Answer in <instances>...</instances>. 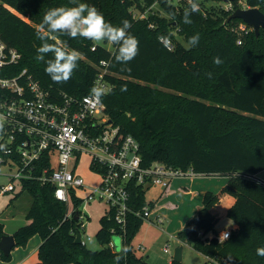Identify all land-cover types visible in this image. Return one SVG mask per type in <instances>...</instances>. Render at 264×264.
Instances as JSON below:
<instances>
[{
    "label": "trees",
    "instance_id": "trees-1",
    "mask_svg": "<svg viewBox=\"0 0 264 264\" xmlns=\"http://www.w3.org/2000/svg\"><path fill=\"white\" fill-rule=\"evenodd\" d=\"M226 1L233 8L258 6L264 11V0ZM80 2L95 6L114 26L125 19L130 22V32L139 40L135 59L120 65L114 59L115 45L57 35L56 40L79 51L81 59L68 82L54 83L45 73L46 64L36 59L41 44L36 30L49 8L70 6L69 0H0V36L22 53L13 69L27 67L54 92L82 96L90 92L96 64L107 60L111 73L106 78L112 87L103 98L105 115L121 132L139 140L144 165L162 161L175 167L191 166L203 175L230 177L220 192H205L202 206L177 232L180 243H189L205 255L226 256L229 264H264V256L257 255V249L264 248V182L258 175L264 169V27L259 35L253 31L244 37L238 28L242 19L232 18L231 27H225L221 18L232 12L199 0L200 10L192 15L191 24L183 23L187 0H178V5L172 0ZM154 4L165 13L148 11ZM137 10L147 14L137 16ZM196 34L199 43L189 48L187 41ZM161 35L170 38L171 50L159 42ZM217 56L223 63H214ZM20 185L17 194L27 191L32 200L28 222L14 235L16 245H26L34 234L41 236L35 264H142L133 239L143 218L130 214L123 234L108 210L96 232L103 246L92 249L76 242L80 220L76 211L68 214L69 205L55 196L53 185L37 180H23ZM131 189L135 207L148 202L144 186L132 184ZM224 193L236 198L227 214L237 227L220 242L217 224L221 216L213 207ZM79 205L80 200L74 198L73 206ZM5 233L0 221V238ZM115 233L123 236L121 251L111 245ZM0 256L9 260L11 252L0 250Z\"/></svg>",
    "mask_w": 264,
    "mask_h": 264
},
{
    "label": "built area",
    "instance_id": "built-area-1",
    "mask_svg": "<svg viewBox=\"0 0 264 264\" xmlns=\"http://www.w3.org/2000/svg\"><path fill=\"white\" fill-rule=\"evenodd\" d=\"M228 7L234 6L228 2ZM21 60V51L0 36V117L4 122L0 131V164L8 163L11 170L9 183L0 185V194L14 191V180L53 185L55 196L69 205L68 214L76 211L83 244H87V224L80 206L86 209L92 201L107 203L108 210L113 212L109 216L120 225L123 234L130 214L162 223L163 218L153 215L149 202L140 208L132 204V184L167 189L175 177L203 174L191 166L175 167L162 161L144 165L139 140L108 122L104 101L97 106L90 100V92L82 96L54 92L43 86L27 67L14 70ZM96 66L92 87L102 84L111 89L106 78L111 73L108 61L101 60ZM83 155L89 156V169L98 177L97 183L89 182L81 173ZM74 198L80 200L77 209L73 206ZM232 229H222L219 240L224 232L230 237ZM199 234L203 235V231ZM164 250L170 253V244ZM205 264H229V260L226 256L206 254Z\"/></svg>",
    "mask_w": 264,
    "mask_h": 264
},
{
    "label": "rangeland",
    "instance_id": "rangeland-1",
    "mask_svg": "<svg viewBox=\"0 0 264 264\" xmlns=\"http://www.w3.org/2000/svg\"><path fill=\"white\" fill-rule=\"evenodd\" d=\"M172 1L178 5V0ZM199 1L204 2L207 6L213 5L214 7L221 9L223 7L227 11L231 12L236 9L229 8L228 2L226 0ZM148 11L155 13H165L158 4L151 6ZM144 13L147 14V11ZM136 14L137 16H141L143 15V12L137 10ZM221 24L230 28L232 23L227 18H221ZM238 28L243 31L244 37L249 36L254 31L251 26L244 25L243 22L239 23ZM177 36L184 43H186L182 35L179 34ZM99 44H105L108 47H112V44L107 42H101ZM89 161L90 158L88 155L82 156V165L80 171L89 182L97 183L98 177L94 173L90 172ZM0 170V185L9 183V173L11 170L8 163L0 164ZM204 178H209L213 182H217L219 180V177L205 176ZM14 181L16 184L15 190L18 188L19 192L21 187L20 182L19 180ZM15 190L0 194V221L5 223V226L8 230L13 229L20 221H23L21 222L22 224L28 221L24 214V210L25 207L28 206L26 205V202L29 203V201L32 200V195L29 192L24 191L22 194H17L18 192ZM161 192L162 189L159 185L149 186L146 188V200L148 202L150 200H157ZM169 201L170 204H173L174 206L163 208V210H161L159 213V215L163 218V222L158 223L157 221L153 222L151 220H145L133 239L134 248L137 254L143 258L142 264H173L172 259L174 250L179 244L183 245V258L180 261L173 259L174 264H204L206 261V255L195 249L189 243H180V240L177 237V232L180 230V228H182V221L184 219L185 213L184 207H186L187 204H185L184 200L181 201V198L179 197H170ZM80 209L86 214L84 220L86 221L87 226L85 228L84 238L87 242V246L92 249H100L103 245L97 240L96 232L100 227V217L107 213L108 205L105 201H92L88 203L86 209H83V205L80 206ZM218 209L221 213V220L217 224V229L232 228L234 221L227 214L228 201L223 200ZM170 233H172L174 236H171ZM34 238H40V236L38 234H34L30 237L26 245H15L11 250V259L4 260L0 256V264H16L17 259L25 254V252L28 254V261L32 262L36 260L38 255L37 249L33 244V240H35ZM122 241L123 236L119 233H115L112 236L111 245L114 246L115 250L121 251L123 245ZM167 243L171 246L170 253L164 250V247Z\"/></svg>",
    "mask_w": 264,
    "mask_h": 264
},
{
    "label": "clouds",
    "instance_id": "clouds-1",
    "mask_svg": "<svg viewBox=\"0 0 264 264\" xmlns=\"http://www.w3.org/2000/svg\"><path fill=\"white\" fill-rule=\"evenodd\" d=\"M70 6H58L49 8L43 15L41 23L36 30V37L41 42L37 48L36 59L46 64L45 73L54 83L63 84L68 82L81 59L79 51L69 50L60 41L56 40L57 35H64L70 38H84L96 43L107 42L116 46L115 61L120 65H127L139 53V40L130 32L131 24L128 20H123L120 26H114L108 22L103 13L95 6L80 0H69ZM187 5L183 10V23L191 24L192 15L198 13L200 8L196 0H187ZM54 42H49V40ZM159 42L168 50H171V40L166 35H161ZM200 40L199 34L191 36L187 45L194 48ZM46 56H50L47 60ZM214 63H223L217 56ZM211 78V73H208ZM121 90H124L123 88ZM111 89H107L102 84H96L90 89V100L97 106L102 104L103 98L109 94ZM4 128L3 117H0V131ZM229 233L220 235V242L227 240ZM257 255L264 256V248L257 249Z\"/></svg>",
    "mask_w": 264,
    "mask_h": 264
},
{
    "label": "crops",
    "instance_id": "crops-1",
    "mask_svg": "<svg viewBox=\"0 0 264 264\" xmlns=\"http://www.w3.org/2000/svg\"><path fill=\"white\" fill-rule=\"evenodd\" d=\"M259 175L264 179V169L259 172ZM205 176H207V177L208 176L209 177H219V180L217 182H213L209 178H204ZM229 179H230V177L225 176V175H213V176H211V175H197V176L175 177L172 179V181H171V183L167 189L160 187L162 189V192L159 195V197L157 198V200H150L149 201V202H153V205H154L153 206V208H154L153 215L159 214L161 212V210H163V208H169V207L174 206L173 204H170V201H169L170 197H179V198H181V201L184 200L185 204H187V206L184 207L185 213H184V219L182 221L183 222L182 227H183L185 225L186 221L188 220V218L191 215H193L194 213H196L198 211V209L202 206L205 192L208 190H211L214 192H220L222 187L229 181ZM15 191L18 192V188ZM235 199L236 198L233 195H230L227 193L221 194L219 203L213 207L214 212H217L221 216V213L218 209L221 202L223 200H227L228 201V209H229V207L235 202ZM30 204H31V200L29 201V203L26 202V205H28L27 207H25V210H24L25 211L24 214H25L26 218H27V211L29 209ZM27 220H28V218H27ZM21 222H23V221H20L18 223V225H16L13 229H10V230H8L5 226V223H3L4 224V231L6 233H9V234H14V232L17 230V228L20 227L21 225H23ZM234 227H237V224L234 223L232 228H234ZM221 230L222 229H219V232ZM170 235L174 236L172 233H170ZM34 239L35 240H33V244L38 251V248H39L40 244L42 243V238L40 236V238H34ZM37 255H38V253H37ZM173 259H172V262H173ZM38 261H39V258H37L36 260H34L32 262L28 261V254H27V252H25V254H23L22 256H20L17 259L16 264H35Z\"/></svg>",
    "mask_w": 264,
    "mask_h": 264
},
{
    "label": "water",
    "instance_id": "water-1",
    "mask_svg": "<svg viewBox=\"0 0 264 264\" xmlns=\"http://www.w3.org/2000/svg\"><path fill=\"white\" fill-rule=\"evenodd\" d=\"M232 18H240L247 25L251 26L256 35H259L261 27H264V11L258 6L238 7L229 16L228 20ZM108 122H113L109 119ZM76 242H81V232L76 234ZM16 245V239L14 234L5 233L0 238V250L9 254ZM174 260L180 261L183 258V245L176 246L173 254Z\"/></svg>",
    "mask_w": 264,
    "mask_h": 264
}]
</instances>
